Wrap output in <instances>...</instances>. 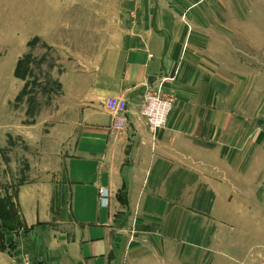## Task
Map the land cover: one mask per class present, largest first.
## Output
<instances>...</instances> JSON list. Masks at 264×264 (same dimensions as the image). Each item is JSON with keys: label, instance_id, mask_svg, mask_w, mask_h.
<instances>
[{"label": "crops", "instance_id": "1", "mask_svg": "<svg viewBox=\"0 0 264 264\" xmlns=\"http://www.w3.org/2000/svg\"><path fill=\"white\" fill-rule=\"evenodd\" d=\"M76 9L124 29L58 76L73 143L18 187L15 264H262L264 0H50V26ZM160 82L173 106L152 133L140 105Z\"/></svg>", "mask_w": 264, "mask_h": 264}, {"label": "rangeland", "instance_id": "2", "mask_svg": "<svg viewBox=\"0 0 264 264\" xmlns=\"http://www.w3.org/2000/svg\"><path fill=\"white\" fill-rule=\"evenodd\" d=\"M106 13L71 10L61 24L50 26V0H0V264H15V246L4 242L21 230L2 225L14 223L9 216L17 215L18 187L43 178L56 151L73 143L67 136L74 115L58 76L93 66L110 38L124 29L105 23Z\"/></svg>", "mask_w": 264, "mask_h": 264}, {"label": "built area", "instance_id": "3", "mask_svg": "<svg viewBox=\"0 0 264 264\" xmlns=\"http://www.w3.org/2000/svg\"><path fill=\"white\" fill-rule=\"evenodd\" d=\"M162 86L163 82L148 86L141 100L140 115L152 133L165 127L173 106V97L166 95ZM104 107L112 115V129L124 130L127 126L126 101L121 97H109L104 101ZM99 202L106 204V193L103 190L99 191Z\"/></svg>", "mask_w": 264, "mask_h": 264}, {"label": "trees", "instance_id": "4", "mask_svg": "<svg viewBox=\"0 0 264 264\" xmlns=\"http://www.w3.org/2000/svg\"><path fill=\"white\" fill-rule=\"evenodd\" d=\"M22 63H23V60H19L18 62H17V65H16V68H15V76L16 77H20V75H19V73H18V70L20 69V66L22 65ZM9 218L11 219V221H12V219L14 220L13 222L14 223H7V224H4V225H2L4 228H6V229H8V230H11V231H13L16 227H17V224H16V222L18 223V219H17V215L15 214L14 215V218H13V216H9ZM13 246V245H12Z\"/></svg>", "mask_w": 264, "mask_h": 264}, {"label": "water", "instance_id": "5", "mask_svg": "<svg viewBox=\"0 0 264 264\" xmlns=\"http://www.w3.org/2000/svg\"><path fill=\"white\" fill-rule=\"evenodd\" d=\"M152 81H155V78L154 77H151L150 79H149V82L151 83Z\"/></svg>", "mask_w": 264, "mask_h": 264}]
</instances>
